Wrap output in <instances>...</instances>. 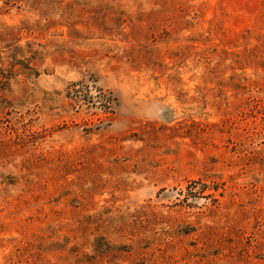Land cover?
<instances>
[{"label": "rangeland", "instance_id": "1", "mask_svg": "<svg viewBox=\"0 0 264 264\" xmlns=\"http://www.w3.org/2000/svg\"><path fill=\"white\" fill-rule=\"evenodd\" d=\"M0 264H264V0H0Z\"/></svg>", "mask_w": 264, "mask_h": 264}, {"label": "trees", "instance_id": "2", "mask_svg": "<svg viewBox=\"0 0 264 264\" xmlns=\"http://www.w3.org/2000/svg\"><path fill=\"white\" fill-rule=\"evenodd\" d=\"M105 103H106L105 108H103V109H105V110H104V113H105V114H108V113L110 112V108H111V104H112V99L107 98V99L105 100Z\"/></svg>", "mask_w": 264, "mask_h": 264}]
</instances>
